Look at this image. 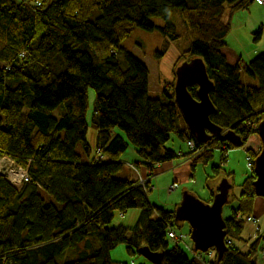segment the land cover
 I'll use <instances>...</instances> for the list:
<instances>
[{"label": "trees", "instance_id": "16d2710c", "mask_svg": "<svg viewBox=\"0 0 264 264\" xmlns=\"http://www.w3.org/2000/svg\"><path fill=\"white\" fill-rule=\"evenodd\" d=\"M253 1L0 0V157L28 175L27 182L15 187L0 174V264H127L110 259L109 252L119 244L129 256L146 247L161 255V264H256L259 233L246 250L233 242L242 240L243 218L252 212L257 153L245 151L252 166L240 192L230 200L229 193L225 204L234 207L224 217L225 251L219 258L214 249L204 258L192 244L190 257L184 254L181 241H170L166 234L181 228L174 209L150 205L136 180L117 176L124 169L120 157L129 146L134 163L146 167L150 181L154 165L186 157L194 170L214 149L223 164L228 151L242 148L257 134V125L264 121V53L242 65H229L221 53L232 16ZM175 10L178 25L190 38L178 61H202L212 84L209 120L238 144L220 137L196 140L180 124L174 104L176 65L163 97L152 98L147 68L121 46L136 28L178 39L170 18ZM152 18L163 25L156 26ZM252 35L258 41L260 27ZM240 71L258 84H243ZM197 89L195 84L186 88L194 100ZM89 90L94 97L87 118ZM88 126L95 130L93 157L86 143ZM171 134L207 148L196 156L188 147L186 154L175 153L165 147ZM77 146L86 159L77 154ZM96 149L100 160H95ZM149 181L146 187H151ZM215 193L210 190L206 203ZM129 209L141 211L133 228L107 227L115 212Z\"/></svg>", "mask_w": 264, "mask_h": 264}, {"label": "rangeland", "instance_id": "374dc122", "mask_svg": "<svg viewBox=\"0 0 264 264\" xmlns=\"http://www.w3.org/2000/svg\"><path fill=\"white\" fill-rule=\"evenodd\" d=\"M264 15V10H262ZM171 21L176 25L177 33L179 34L178 39L170 41L162 37L157 30L154 31H144L142 29H134V31L128 36L122 43L121 46L133 55L138 61H140L148 70V92L149 96L152 98H162V91L165 86L172 81V71L176 65L178 67L185 60L178 61L179 56L184 52L190 42L189 35L187 32L183 31V27L179 26L180 22L179 13L177 10L171 13ZM224 20L226 15L224 13ZM153 23L156 26H162L163 21L159 18H152ZM229 46H238L243 50V56L248 58V54H251L249 48L258 47L260 53H264V35L263 38L258 41H253V35L250 34L249 37L243 39L241 32H229L225 38ZM238 44V45H237ZM259 53V54H260ZM257 56V55H255ZM253 56L252 58H254ZM250 58V57H249ZM251 58V59H252ZM250 59V60H251ZM178 62V63H177ZM248 62V61H247ZM240 81L243 84L256 86L258 81L256 78L247 76L243 71H240ZM93 91H88V106L86 116L89 118L92 108H93ZM56 114V113H55ZM180 124L183 125L184 122L180 118ZM257 140H259L257 134L253 135ZM94 138L95 130L88 126L86 133V143L90 148V156H94ZM132 147V146H130ZM165 147L174 151L175 153L186 154L188 152L187 146L184 142L179 141L173 134L170 135L168 142ZM79 154H83L80 146H77L76 150ZM231 151V152H230ZM226 155V162L220 163V152L218 149L212 151L211 158L205 163H198L194 170L190 168V160L185 158H177L170 161H165L153 166L151 177V189L147 192V200L149 204L164 209L166 211H171L180 202L182 194L187 192L192 194L194 197L200 199L203 202H207L210 197H206L207 192L210 190L217 191L221 183L226 180L232 183V190L230 191V197L232 195H237L240 192V184L244 178L248 175L249 170L246 167L244 152L238 148L230 150ZM9 164L6 160L4 164ZM217 173L213 172L212 168L220 166ZM146 167L144 165H139L137 168V174L139 177L144 178L146 173ZM230 174V176L228 175ZM117 176L135 179V174H132L129 170L124 168ZM146 178V177H145ZM175 183L177 188L173 191H168L171 184ZM20 184H16L15 187H19ZM39 194L46 201H51L47 194L39 190ZM231 204L224 205L222 208V216H227L229 214V207ZM141 211L139 209H129L124 214L115 212L113 219L107 225L108 228H117L123 226L125 228L131 229L135 226L136 221L140 215ZM251 216H253L259 226V236L261 237L258 249L264 244V199L261 197H254ZM180 231L187 232L188 225L183 222H179ZM254 228L251 224L243 221L241 241L233 242L234 245L238 247H243L244 250L253 241L255 237ZM191 241L189 236H185L178 246L181 250L190 257V252L186 247V243ZM258 250V251H259ZM110 259L118 262H126L127 264H152L148 260L144 259L139 254H134L129 256L126 252L125 245L119 244L114 249L109 252ZM203 257L205 258L203 253ZM256 264H264L261 260L260 253L256 255Z\"/></svg>", "mask_w": 264, "mask_h": 264}, {"label": "water", "instance_id": "95a60500", "mask_svg": "<svg viewBox=\"0 0 264 264\" xmlns=\"http://www.w3.org/2000/svg\"><path fill=\"white\" fill-rule=\"evenodd\" d=\"M173 85V100L182 120L190 134L196 140L206 142L210 137H220L224 141L238 144L229 133H222L221 129L213 125L209 116L214 107L208 98L212 88L200 59L185 61L175 68ZM190 84L197 86L198 100L188 94L186 88ZM257 136L260 147L253 159L252 181L255 197L264 199V121L257 125ZM230 184L224 180L218 187L209 203L203 202L190 193H183L180 202L174 208V218L178 222L188 225L189 239L193 250L205 253L214 249L218 258L225 251V223L222 208L227 203ZM138 254L152 264H161V255L150 252L146 247L138 249Z\"/></svg>", "mask_w": 264, "mask_h": 264}, {"label": "crops", "instance_id": "0c3cea01", "mask_svg": "<svg viewBox=\"0 0 264 264\" xmlns=\"http://www.w3.org/2000/svg\"><path fill=\"white\" fill-rule=\"evenodd\" d=\"M262 10H264V6L261 5L257 0H254L246 9H244V10L238 12L237 14H235L234 16H232V18L230 20V31L229 32L231 34L233 32H237V33L241 32L243 35V39H246V41H247V37H249L250 34H253L260 27V29H261L260 39L263 38V35H264V15H262V13H263ZM226 19H227V15H226ZM249 48L251 50V54H248V56H247L248 58H245L243 56V50L241 47H238V46H232L231 47L227 44V42L225 40V47L221 49V53L223 54L226 62L229 65H236V64L242 65V64L247 63V61H249L253 56L258 55L260 53L258 47H252V45H250ZM259 147H260L259 140H257L252 135L246 140L244 146L242 148H238V149L241 150L242 152H244V155H245L246 150H251L252 152H257L259 150ZM228 153H229V151L227 152V154ZM77 154L79 156L83 157L82 154H79L78 152H77ZM89 157H91V156L89 155ZM84 159H86V158L83 157V160ZM135 159H136L135 152H134L133 148L130 146L127 148L126 152L124 154H122L120 157V161L122 163H124V168L129 170L132 174H134V173L128 168L127 164L136 162ZM139 175H140V173H139ZM146 175L144 176V178L146 177ZM135 179H136V177H135ZM149 182H150V186H151V179ZM205 195H207L206 197H210V191H209V193L207 192V194H205ZM231 207H234V204H231V206L229 208H231ZM183 229L185 230V228H182V231H179V233L181 235H183V237L185 238L188 230L185 233V232H183ZM185 243H186V247L188 248L190 246V243L189 242H185Z\"/></svg>", "mask_w": 264, "mask_h": 264}, {"label": "built area", "instance_id": "2783aa9c", "mask_svg": "<svg viewBox=\"0 0 264 264\" xmlns=\"http://www.w3.org/2000/svg\"><path fill=\"white\" fill-rule=\"evenodd\" d=\"M261 5L264 6V0H257ZM187 147L193 151V156L198 155L200 152H202L204 149H206V145H202V146H195L194 142L192 140H188L186 142ZM101 157V151L99 149L95 150V160H100ZM6 160L9 161V164H4V162H6ZM245 161H246V167L249 170L252 166V159L250 158V156L245 155ZM137 165L135 163H128L127 166L128 168L135 174L136 176V184L139 185L143 191L148 192L151 187H146V183L149 181V178H141L139 177V175L137 174ZM0 174L4 176L5 180L7 181V183L11 184V185H16V184H21L23 182H27L28 181V175L27 172L20 167H17L13 164V162L8 159L5 156H1L0 157ZM177 188V185L175 183L171 184L168 188V191H173L174 189ZM243 220L246 223H249L253 226L254 228V233L258 234L259 233V226L257 224L256 219L251 216L248 215L246 217L243 218ZM167 237L168 239L171 241H182L183 240V235H181L180 233H177L175 230H173L172 228L167 230ZM260 255H261V260L264 261V247H262L260 249ZM197 260H199L198 256H197Z\"/></svg>", "mask_w": 264, "mask_h": 264}, {"label": "flooded vegetation", "instance_id": "af4514ba", "mask_svg": "<svg viewBox=\"0 0 264 264\" xmlns=\"http://www.w3.org/2000/svg\"><path fill=\"white\" fill-rule=\"evenodd\" d=\"M258 152V151H257ZM257 152H254V153H257Z\"/></svg>", "mask_w": 264, "mask_h": 264}]
</instances>
